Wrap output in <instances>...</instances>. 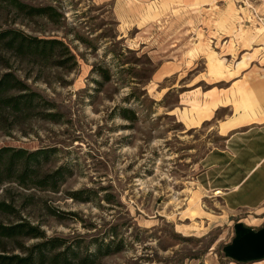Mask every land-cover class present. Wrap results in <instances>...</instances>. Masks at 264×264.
<instances>
[{"label":"rangeland","instance_id":"obj_1","mask_svg":"<svg viewBox=\"0 0 264 264\" xmlns=\"http://www.w3.org/2000/svg\"><path fill=\"white\" fill-rule=\"evenodd\" d=\"M19 1L58 16L0 8V30L60 40L69 55L36 65L0 49V75L58 115L1 124L0 148L42 150L39 175H71L57 191L11 186L20 214L72 264H229L234 225L259 212L214 192L226 175L199 174L230 129L264 123V0Z\"/></svg>","mask_w":264,"mask_h":264},{"label":"trees","instance_id":"obj_2","mask_svg":"<svg viewBox=\"0 0 264 264\" xmlns=\"http://www.w3.org/2000/svg\"><path fill=\"white\" fill-rule=\"evenodd\" d=\"M0 8L4 10L11 8L14 12L23 14L24 18L44 17L51 21L57 15L54 7L38 8L19 0H0ZM0 49L36 65L38 62L48 61L56 51L61 53L65 51L69 55L62 41L38 38L13 27L0 30ZM71 60H73L72 55L66 61L55 64L62 67L65 62ZM54 109V105L32 90L13 72L7 71L0 75V125L7 121L11 125H21L30 117L57 121L58 115L51 112ZM123 117L129 119L127 116L123 115ZM45 154L42 150L29 152L10 147L0 148V264H72L68 259L70 247L58 251L65 243L56 239L45 240L40 226L22 216L17 209L16 201L10 197L13 185L19 190L48 188L57 191L64 180L71 176L64 175V167L46 175H39L41 162L48 160V155ZM76 195L74 193L70 196L76 199ZM31 239L44 241L30 248L25 247V241ZM108 252L109 244L105 245V249L102 245H98L94 257L107 255ZM88 260L90 258L85 257L80 262L87 264Z\"/></svg>","mask_w":264,"mask_h":264},{"label":"crops","instance_id":"obj_3","mask_svg":"<svg viewBox=\"0 0 264 264\" xmlns=\"http://www.w3.org/2000/svg\"><path fill=\"white\" fill-rule=\"evenodd\" d=\"M227 134L224 145L201 159L199 175H226L213 185L214 192L227 197L231 210L259 212L234 225L224 259L229 264H264V123L236 127Z\"/></svg>","mask_w":264,"mask_h":264}]
</instances>
